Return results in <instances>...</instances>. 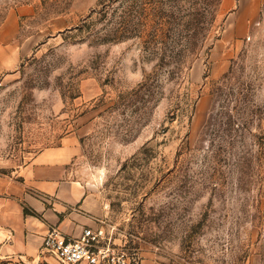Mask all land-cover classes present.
Returning <instances> with one entry per match:
<instances>
[{"label": "rangeland", "instance_id": "374dc122", "mask_svg": "<svg viewBox=\"0 0 264 264\" xmlns=\"http://www.w3.org/2000/svg\"><path fill=\"white\" fill-rule=\"evenodd\" d=\"M119 5L0 0V24L14 12L18 27L0 76V173L60 148L68 177L104 203L99 223L141 260L264 264V0L212 1L191 60L178 42L108 39Z\"/></svg>", "mask_w": 264, "mask_h": 264}, {"label": "crops", "instance_id": "0c3cea01", "mask_svg": "<svg viewBox=\"0 0 264 264\" xmlns=\"http://www.w3.org/2000/svg\"><path fill=\"white\" fill-rule=\"evenodd\" d=\"M17 16L11 12L0 24V76L16 63ZM60 148L46 149L18 176L0 173V264H40L48 232L59 229L78 237L106 214L104 203L81 182L68 177ZM25 206L37 214L25 212ZM142 264H164L143 259Z\"/></svg>", "mask_w": 264, "mask_h": 264}, {"label": "trees", "instance_id": "16d2710c", "mask_svg": "<svg viewBox=\"0 0 264 264\" xmlns=\"http://www.w3.org/2000/svg\"><path fill=\"white\" fill-rule=\"evenodd\" d=\"M120 2L119 27L108 39L122 40L139 37L147 48L166 52L171 41L182 44L180 54L195 58L211 33L215 22H207V14L214 0H117ZM217 1V9L222 0ZM205 2L204 6L202 3ZM210 5V8H208ZM110 6L104 3L106 11ZM216 9V10H217ZM116 11V9H115ZM215 11V10H214ZM117 12V11H116ZM218 12V11H217ZM25 212L37 214L25 206Z\"/></svg>", "mask_w": 264, "mask_h": 264}, {"label": "built area", "instance_id": "2783aa9c", "mask_svg": "<svg viewBox=\"0 0 264 264\" xmlns=\"http://www.w3.org/2000/svg\"><path fill=\"white\" fill-rule=\"evenodd\" d=\"M116 227L88 226L78 237H69L53 228L45 236L41 248L40 264H142L134 249L121 246L115 237Z\"/></svg>", "mask_w": 264, "mask_h": 264}]
</instances>
